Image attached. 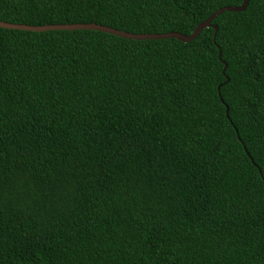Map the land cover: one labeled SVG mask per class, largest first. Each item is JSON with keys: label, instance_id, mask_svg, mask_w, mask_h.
Instances as JSON below:
<instances>
[{"label": "trees", "instance_id": "obj_1", "mask_svg": "<svg viewBox=\"0 0 264 264\" xmlns=\"http://www.w3.org/2000/svg\"><path fill=\"white\" fill-rule=\"evenodd\" d=\"M242 1L0 0V20L189 35ZM211 24L0 27V264H264V0Z\"/></svg>", "mask_w": 264, "mask_h": 264}, {"label": "water", "instance_id": "obj_2", "mask_svg": "<svg viewBox=\"0 0 264 264\" xmlns=\"http://www.w3.org/2000/svg\"><path fill=\"white\" fill-rule=\"evenodd\" d=\"M249 0H243L242 4L239 6H223L213 12L210 16H208L206 19L201 21L200 23L197 24L195 27L194 31L189 34L185 35L177 31H169L166 33H132V32H124L121 30H118L113 27H108L105 25L97 24V23H71V24H44V25H28V24H18V23H10V22H5L0 20V27L2 28H9V29H20V30H31V31H45V30H75V29H94V30H99L103 32H108L112 33L124 38H133V39H162V38H169V37H175L178 40H181L183 42H189L196 38L199 34V32L205 28V27H210L212 26L215 30L217 29L216 25L211 24V20L215 18L218 14L223 12L224 10H233V11H239L243 10ZM216 33V32H215ZM213 37L215 38V34ZM220 51L218 53V57L220 58ZM224 63V67L222 70V73H225L226 69V63L222 60ZM228 76H226V81L228 80ZM219 89V86H218ZM221 101L222 98H220ZM226 114L228 115V106L226 105Z\"/></svg>", "mask_w": 264, "mask_h": 264}]
</instances>
